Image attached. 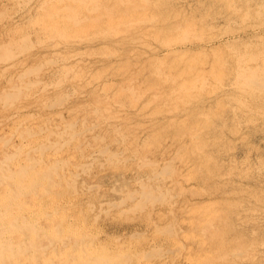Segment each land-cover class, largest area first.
Wrapping results in <instances>:
<instances>
[{
    "label": "rangeland",
    "instance_id": "obj_1",
    "mask_svg": "<svg viewBox=\"0 0 264 264\" xmlns=\"http://www.w3.org/2000/svg\"><path fill=\"white\" fill-rule=\"evenodd\" d=\"M42 8L53 16L43 15ZM73 16L81 17L78 23L71 22ZM260 36H264V0H0V114L11 115L0 119V160L15 151L13 144L24 142L28 148L22 151L24 163L30 156L57 167L39 190L44 208L38 203L39 208L22 213L32 222L42 215L44 235L49 228L60 232V238L42 241L43 257L58 263L53 253L68 251L71 258L83 252L95 260L100 256L97 261L107 258L111 264H264V37ZM251 53L258 58L252 59ZM244 60L249 68L261 70L255 69L262 75L258 81L240 83L244 76L239 67H247ZM31 68L34 74L27 71ZM169 75L173 77L168 79ZM99 98L106 108L97 106ZM10 164L5 166L13 168ZM134 190L147 198L141 197L140 203L141 194ZM149 194L150 199L155 194L160 199L151 202ZM60 216L62 224L57 221Z\"/></svg>",
    "mask_w": 264,
    "mask_h": 264
},
{
    "label": "bare ground",
    "instance_id": "obj_2",
    "mask_svg": "<svg viewBox=\"0 0 264 264\" xmlns=\"http://www.w3.org/2000/svg\"><path fill=\"white\" fill-rule=\"evenodd\" d=\"M42 10H44L43 8H42ZM46 10V11H45ZM45 13L43 14V15H48V16H53L50 12V10H47L46 8H45ZM48 11V12H47ZM67 12H69V10H67ZM56 13V15L57 14H59V12H55ZM61 16V19H64L63 18V15L61 14L60 15ZM79 18H81V17H75V16H73V17H70L69 19L71 20V22L73 23V24H76V23H78V19ZM72 23H70V24H72ZM47 28H48V24H47ZM52 32L54 31V28H52V30H51ZM261 37V36H260ZM259 37V38H260ZM264 37V36H263ZM263 37H261L262 39H263ZM3 38V37H2ZM26 38V37H25ZM260 38V41H262V39ZM254 39V38H253ZM14 40V39H13ZM16 41V40H15ZM24 41H26V39L25 40H23V42ZM22 43V42H21ZM258 43H260V42H258ZM258 43H256V44H258ZM14 44V43H13ZM24 44H26L25 42H24ZM24 44H22V46H24ZM8 45V44H7ZM6 44H5V48H6V46H7ZM27 45V44H26ZM255 44H253V45H250V47L251 46H254ZM259 45V44H258ZM1 46V45H0ZM9 46V45H8ZM12 46V45H11ZM28 46V45H27ZM53 46V45H52ZM58 46V45H57ZM246 46H248V48H249V45H246ZM245 46V47H246ZM261 46V45H260ZM2 47V46H1ZM4 47V46H3ZM26 47V46H25ZM25 47H22V48H25ZM19 48H21L20 46H19ZM22 48H21V50H22ZM28 47H26L25 49H27ZM253 48H255V47H253ZM4 49V48H3ZM171 49V48H170ZM173 49V48H172ZM171 49V50H172ZM175 49V48H174ZM250 49V48H249ZM248 49V50H249ZM264 49V48H263ZM7 50V49H6ZM5 50V51H6ZM17 50H19L20 51V49H18L17 48ZM233 50V49H232ZM253 50V49H252ZM255 50V49H254ZM0 51H2V50H0ZM251 51V50H250ZM257 51V50H256ZM262 51V50H261ZM260 51V52H261ZM3 52V51H2ZM14 52H15V50H14ZM21 53H22V51H20ZM20 52L18 53V55L20 54ZM245 52V51H244ZM244 52H242L244 55H245V53ZM263 52V51H262ZM9 53H12V52H9ZM262 54V53H261ZM9 55V54H8ZM17 55V56H18ZM240 55H242L241 53L239 54V56ZM251 55H252V53H251ZM264 54H262V56H263ZM253 56L254 57H257L258 56V54H256V55H252V59H253ZM261 56V57H262ZM160 57V56H159ZM237 57V56H236ZM241 57V56H240ZM245 57H246V55H245ZM5 58V57H4ZM4 58L2 57V60L1 61H3L4 60ZM10 58V57H9ZM9 58H7V59H9ZM15 58V57H14ZM258 58V57H257ZM263 58V57H262ZM1 59V58H0ZM13 59V58H12ZM11 59V60H12ZM162 59V58H161ZM164 59V58H163ZM191 60H192V58H190ZM236 59H238V58H236ZM240 59V58H239ZM242 59V58H241ZM240 59V60H241ZM250 59H251V57H250ZM251 59V60H252ZM5 60H6V58H5ZM3 61V62H6V61ZM10 60V59H9ZM195 60V59H194ZM254 60H257V59H255L254 58ZM260 60V59H259ZM158 61V60H157ZM193 61V60H192ZM237 61V63L238 64H236V66L237 65H239V62H238V60H236ZM246 60H244L243 62H245ZM12 62V61H11ZM160 62V61H159ZM158 62V63H159ZM191 62V61H190ZM195 62V61H194ZM247 62H249V60L247 61ZM250 62H253V61H250ZM249 62V63H250ZM261 62V61H260ZM7 63V62H6ZM262 63H263V59H262ZM11 64V63H10ZM244 63H242L241 65H243ZM253 64V63H252ZM22 65V64H21ZM161 65V64H160ZM245 66H247L246 65V62H245V64H244ZM243 65V66H244ZM13 66V65H12ZM20 66V65H19ZM10 67H11V65H10ZM248 67V68H247ZM246 68H242L241 66L239 67V70H241V71H239V73H240V75L242 74V77L244 76V79L243 78H239V79H243L240 83H242V84H247V83H250L249 81H252V80H254L255 81V79L258 81L259 79H260V76H262V75H264L263 74V70L261 71L260 69H258V67L257 66H255L256 68H257V70H259V73H260V71H261V74L262 75H260L258 72H257V70H255L256 68H254L253 69V67L252 68H249V65L247 66ZM262 68V67H261ZM26 69V68H25ZM30 70H32V68L31 69H27V71H29L30 72ZM3 71H5V70H3ZM8 71V70H7ZM10 72V71H9ZM16 72V71H15ZM21 72V71H20ZM25 72V71H24ZM23 72V73H24ZM37 72V71H36ZM35 72V73H36ZM32 73L34 74V72H33V70H32ZM10 74V73H9ZM12 74H13V72H12ZM31 73H29V75H30ZM19 75V77H23V76H21L20 75V73L18 74ZM25 75H27L26 73H25ZM32 75V74H31ZM240 75H238V76H240ZM9 76V75H8ZM167 76V75H166ZM170 76L171 75H169V78L168 79H170ZM192 76H194V75H192ZM196 76V75H195ZM204 76V75H203ZM25 77V76H24ZM23 77V78H24ZM33 77V76H32ZM36 77V76H35ZM171 77H173V76H171ZM259 77V78H258ZM16 78L17 79H19L18 78V76H16ZM203 78V77H202ZM205 78V77H204ZM237 78V79H238ZM12 79H13V76H12ZM174 79V78H173ZM238 79V80H239ZM262 79H264V78H262L261 77V80ZM3 80V79H2ZM1 80V81H2ZM24 80H25V78H24ZM5 81V80H4ZM6 81H8V80H6ZM19 81V80H18ZM173 81V80H172ZM176 81V80H175ZM178 81V80H177ZM253 81V82H254ZM256 81V82H257ZM3 82V81H2ZM12 82H14V81H12ZM17 82V81H16ZM20 82V81H19ZM28 82V81H27ZM31 82V81H30ZM33 82V81H32ZM37 82V81H36ZM40 81H38L37 83H39ZM178 82H180V81H178ZM177 82V83H178ZM238 82V81H237ZM260 82V81H259ZM258 82V83H259ZM264 82V81H263ZM263 82L261 81V83H259V84H262L263 85ZM8 83V82H7ZM172 83V82H171ZM15 84V83H14ZM20 84V83H19ZM24 84V83H23ZM28 83H26L25 84V86L27 85ZM34 84V83H33ZM40 84V83H39ZM42 84V83H41ZM257 84V83H256ZM255 84V85H256ZM21 85V84H20ZM18 86V87H21V86ZM31 85H32V83H31ZM30 85V86H31ZM173 85H174V82H173ZM172 85V86H173ZM178 85V84H177ZM181 85H183V84H181ZM252 84H248V87H250ZM254 85V84H253ZM254 85V86H255ZM2 86V85H1ZM7 86V85H6ZM5 86V87H6ZM244 86V85H243ZM253 86V87H254ZM264 86V85H263ZM178 87V86H177ZM246 87V86H245ZM252 87V86H251ZM256 87V86H255ZM258 87H259V85H258ZM261 87V86H260ZM11 88V87H10ZM22 88H24V86L22 87ZM27 88V87H26ZM180 88V87H179ZM178 88V89H179ZM264 88V87H263ZM262 87L261 88H258V89H263ZM2 89H3V86H2ZM13 89V88H12ZM25 89V88H24ZM256 89H257V87H256ZM7 90V89H6ZM20 90V89H19ZM23 90V89H22ZM3 91L4 90H2V93H3ZM23 91H25V90H23ZM22 91V92H23ZM132 91V90H131ZM176 91V90H175ZM174 91V92H175ZM133 92V91H132ZM156 92H158V91H156ZM187 92V91H186ZM26 93V92H25ZM4 94L6 95V93L4 92ZM13 94V93H12ZM186 94V93H185ZM184 94V95H185ZM4 95V96H5ZM7 95H8V93H7ZM17 95H19L18 94V92L16 93V97H17ZM157 95V94H156ZM14 96V95H13ZM20 96H22V95H20ZM27 96V95H26ZM172 96V95H171ZM181 96V95H180ZM6 97V99H7V96H5ZM4 97V98H5ZM188 97V96H187ZM18 98V97H17ZM16 98V99H17ZM21 98H24V97H21ZM174 98V97H173ZM6 99H4V100H6ZM15 99V100H16ZM188 99V98H187ZM3 100V101H4ZM11 100V99H10ZM22 100V99H21ZM176 100V99H175ZM177 100H179V99H177ZM182 100V102H183V99H181ZM12 101V100H11ZM19 101V100H18ZM17 101V102H18ZM2 102V101H1ZM6 102V101H5ZM4 102V103H5ZM15 102V101H14ZM94 102V101H93ZM4 103L2 104V105H4ZM12 103V102H11ZM96 103H97V106L98 107H102V106H105L104 105V102L103 101H101L100 100V98H99V100L97 99L96 100ZM171 103H173V102H171ZM9 104H10V102H9ZM12 105V104H11ZM16 106V105H15ZM1 107V106H0ZM6 107V106H5ZM93 107H95V106H93ZM97 107V108H98ZM16 108H17V106H16ZM105 108H106V106H105ZM105 108H103V109H105ZM11 109V108H10ZM21 109V108H20ZM17 111H19L18 109H17ZM93 111V110H92ZM94 111H97V110H95V108H94ZM105 111V110H104ZM25 112V111H24ZM80 112V111H79ZM103 112V111H102ZM14 113H16V112H14ZM28 113V112H27ZM94 113V112H93ZM24 115H25V113H23ZM33 114V113H32ZM31 114V115H32ZM101 114H103V113H101ZM28 115V114H27ZM107 115V114H106ZM11 115H6V113H2V111H1V114H0V119H9V117H10ZM12 116H13V114H12ZM18 116V115H17ZM19 116H22V115H19ZM26 116V115H25ZM30 116V115H29ZM99 116V115H98ZM17 118H19V117H17ZM77 119H78V117H77ZM13 120H15V119H13ZM19 120V119H18ZM18 120H17V122H18ZM22 120V119H21ZM41 120V119H40ZM73 119L71 118V121H72ZM34 122H35V120H34ZM66 122H68V121H66ZM70 122V121H69ZM73 122V121H72ZM82 122V121H81ZM10 123V122H9ZM15 123V122H14ZM65 123V122H64ZM75 123H76V121H75ZM31 124V123H30ZM7 125V124H6ZM12 125V124H11ZM15 125V124H14ZM33 125V124H32ZM39 125V124H38ZM65 125V124H64ZM68 125V124H67ZM75 125V124H74ZM82 125V124H81ZM4 126V125H3ZM19 126V125H18ZM36 126H37V124H36ZM69 126H70V124H69ZM7 127V126H6ZM16 127H17V125H16ZM25 127V126H24ZM34 127V126H33ZM49 127V126H48ZM72 127H74V126H72ZM77 127V126H76ZM29 128H31V127H29ZM40 128V127H39ZM38 128V129H39ZM60 128V127H59ZM62 128V127H61ZM60 128V129H61ZM92 128V127H91ZM15 129V128H14ZM35 129V128H34ZM43 129H45L44 128V125H43ZM51 129V128H50ZM49 129V130H50ZM84 128H82V130H83ZM203 129V128H202ZM6 130V129H5ZM31 130V129H30ZM52 130H54L53 128H52ZM52 130L50 131V132H52ZM57 130V129H56ZM66 130H68V128H66L65 130H63V131H66ZM71 130H73V128L71 129ZM85 130V129H84ZM83 130V131H84ZM27 131V130H26ZM33 131V130H32ZM37 131H39V130H37ZM80 131V130H79ZM27 137L26 138H28L29 137V131H27ZM32 133V132H31ZM49 133V132H48ZM3 134V133H2ZM23 134V133H22ZM61 134V133H60ZM1 135V134H0ZM9 136V135H8ZM46 136V135H45ZM74 136V135H73ZM120 136V135H119ZM198 136V135H197ZM21 137V136H20ZM20 137H19V139H20ZM33 137V136H32ZM53 137V136H52ZM7 138V137H6ZM5 138V139H6ZM55 138V137H54ZM54 138H53V140H54ZM195 138V137H194ZM3 139V138H2ZM10 139V138H9ZM14 139H15V137H14ZM40 139V138H39ZM43 139H45V137L43 136ZM57 139H58V137H57ZM60 139V138H59ZM69 139H71V137L69 136ZM17 140V139H16ZM61 140V139H60ZM117 139H115V141L114 142H117L116 141ZM20 141V140H19ZM101 141V140H100ZM39 142V141H38ZM48 142V141H47ZM64 142H66V141H64ZM6 143H7V140H6ZM6 143L4 144V145H6ZM19 143V142H18ZM40 143V142H39ZM49 143V142H48ZM47 143V144H48ZM67 143V142H66ZM100 143V142H99ZM104 143V142H103ZM27 144V143H26ZM54 144V143H53ZM60 144H62V143H60ZM59 144V145H60ZM65 144V143H64ZM64 144H62V145H64ZM67 144H69V143H67ZM102 145V144H101ZM104 145H106V144H104ZM112 145V144H111ZM43 146V145H42ZM41 146V148L42 149H37V151H39V153H41L42 151H43V147ZM49 146V145H48ZM107 146V145H106ZM117 146V145H116ZM3 147V146H2ZM108 147V146H107ZM107 147H105V148H107ZM13 148L15 149V151L14 152H12V154H5L4 156H3V158L5 159V161L3 162L2 161V159L0 160V264H39V263H41V264H91V263H93V264H111V262L110 261H108V259L107 258H100L101 260H99V261H97L98 259H99V257L95 260L94 258H90V257H87L83 252H77L76 254H77V256H75V257H69V255L66 253V252H68V251H66V252H64V253H53V255H54V258H56L57 259V261H59L58 263L56 262V263H54L53 262V260L52 259H48L47 257H46V255H44L45 257H43L41 254L43 253V251H44V249L45 248H43L44 247V245L42 244V241H44V239H46V240H48L49 241V237H50V239L52 238V239H54V240H56V239H58V238H60V232L57 230V227H56V229H51V228H49L47 231H46V235H44V234H42V231H43V226H42V224H41V218L43 217L42 215H40V218H37L38 219V221H34L33 220V222L32 221H30L31 220V218L29 217H26V216H24L25 214L23 213V212H27V214L28 213H30V211H33L34 209H36V208H39L38 207V203L39 202H41L42 201V199H43V194L39 191L40 189H41V186L43 185L42 183H44V181H45V179L47 180V178H49L50 176H49V172L51 173V170L53 171V169L55 170L56 168H54L53 166H51V165H48L49 163H44V161H41L40 159H37V160H35L34 158H32V157H30V156H27V155H25V156H27L26 158H25V163H24V161H22V158H21V156L23 155L22 153V151H25V150H27V149H25L26 148V145H25V143L23 142V143H19V144H17L16 143V145L15 144H13ZM47 148V147H46ZM51 148H53V147H51ZM50 148V149H51ZM103 148V147H102ZM10 149V148H9ZM48 149V148H47ZM111 149V148H110ZM4 150H6V149H4ZM52 150H54V149H52ZM51 150V151H52ZM58 150V149H57ZM64 150V149H63ZM106 150V149H105ZM104 150V151H105ZM98 151H100V150H98ZM109 151V150H108ZM4 152V151H3ZM8 152V151H7ZM102 152V151H101ZM107 152V151H106ZM47 153V152H46ZM56 153V152H55ZM109 153V152H108ZM25 154V153H24ZM112 154V153H111ZM111 154H109L108 155V158L111 156ZM90 155V154H89ZM114 155V154H113ZM58 157V156H57ZM63 157V156H62ZM66 157V156H65ZM100 157V156H99ZM53 157H51V159H52ZM64 158V157H63ZM87 158V157H86ZM93 158V157H92ZM50 159V160H51ZM54 159V158H53ZM52 159V160H53ZM94 159V158H93ZM141 159H143V158H141ZM65 160V159H64ZM107 160H109V159H107ZM122 160H123V158H122ZM121 160V161H122ZM147 160V159H146ZM47 162H48V160H46ZM60 161V160H59ZM124 161V160H123ZM170 160H168V162H169ZM8 162H10L12 165H14V167L13 168H7V166H5V163L7 164ZM23 162V163H22ZM68 162V161H67ZM78 162V161H77ZM81 162H82V160H81ZM140 162V161H139ZM142 162H144V161H142ZM142 162H141V164H142ZM166 162V161H165ZM51 163H53V161H51ZM58 162H56V164H57ZM64 163V162H63ZM62 163V164H63ZM71 163H72V161H71ZM92 163V162H91ZM10 164V165H11ZM66 164V163H65ZM64 164V165H65ZM70 164V163H69ZM89 164V163H88ZM140 164V166H142ZM146 164V163H145ZM149 164V163H148ZM155 164H157L156 162H155ZM154 164V165H155ZM170 164V163H169ZM71 165V164H70ZM73 165H75V164H73ZM91 165V164H90ZM150 165H151V163H150ZM61 166V165H60ZM66 166V165H65ZM82 166V165H81ZM81 166H78V167H81ZM83 166H84V164H83ZM155 166H157V165H155ZM167 166H168V164H167ZM68 167V166H67ZM75 167V166H74ZM73 167V168H74ZM77 167V166H76ZM77 167V168H78ZM88 167H90V166H88ZM61 169H62V167H60ZM65 168V167H64ZM84 168H85V166H84ZM163 167H161L160 168V170L162 169ZM66 169L67 168H65V171H66ZM86 169V168H85ZM50 170V171H49ZM70 170V169H69ZM68 170V171H69ZM72 170V169H71ZM70 170V171H71ZM75 170V169H74ZM84 170V169H83ZM83 170L81 171V172H83ZM87 170H88V168H87ZM86 170V171H87ZM159 170V171H160ZM164 170V169H163ZM163 170H161L162 172H163ZM168 171H169V169H167ZM67 171V172H68ZM77 171V170H76ZM158 171V172H159ZM78 173H79V171H77ZM70 173V172H69ZM75 173V172H74ZM169 173H170V171H169ZM72 174V173H71ZM163 174H164V172H163ZM53 175V174H52ZM68 175V174H67ZM70 175V174H69ZM166 176L168 175V173H166L165 174ZM53 176H55V175H53ZM52 176V177H53ZM87 176H89V175H87ZM163 177H164V175H162ZM83 177V176H82ZM63 178V177H62ZM68 178V177H67ZM73 178H74V176H73ZM77 178V177H76ZM85 178H86V176H85ZM88 178V177H87ZM86 178V179H87ZM91 178V177H90ZM156 178V177H155ZM80 179V178H79ZM82 179V178H81ZM55 180V179H54ZM60 180V179H59ZM58 180V181H59ZM85 180V179H84ZM89 180H91V179H89ZM48 181V180H47ZM49 181H51V180H49ZM64 181V180H63ZM63 181H62V183H63ZM73 181V180H72ZM79 181V180H78ZM77 181V182H78ZM88 181V180H87ZM66 182V181H65ZM64 182V183H65ZM75 182V181H74ZM73 182V183H74ZM90 182H92V181H90ZM68 183V182H67ZM83 183V182H82ZM81 183V184H82ZM94 183V182H93ZM68 184H70V183H68ZM85 185H86V183H84ZM92 184V183H91ZM144 184V183H143ZM57 185V184H56ZM66 185V184H65ZM64 185V186H65ZM73 185V184H72ZM80 185V184H79ZM90 185V184H89ZM98 185H99V183H98ZM44 186V185H43ZM66 186H68V185H66ZM81 186V185H80ZM93 186V185H92ZM96 186V185H95ZM159 186V185H158ZM158 186H156V187H158ZM54 187H55V185H54ZM90 187H91V185H90ZM151 187V186H150ZM160 187V186H159ZM48 188H50V187H48ZM63 188V187H62ZM65 188V187H64ZM64 188H63V190H64ZM73 188H74V190H73V193H75L74 191H75V187H74V185H73ZM72 188V189H73ZM78 188V187H77ZM83 188V187H82ZM85 188H86V186H85ZM89 188V187H88ZM88 188H86V189H88ZM101 188H102V186H101ZM146 188V187H145ZM44 189V188H43ZM70 189H71V187H70ZM142 189H144V188H142ZM147 189V188H146ZM145 189V190H146ZM158 189V188H157ZM51 190V189H50ZM65 190H66V188H65ZM67 190H68V187H67ZM80 190V189H79ZM94 190V189H93ZM145 190H143L144 191V193L145 194H147L148 192L150 193L151 192V190H152V188L150 189L149 188V191L148 190H146V191H148V192H145ZM154 190V189H153ZM152 190V191H153ZM52 191H53V189H52ZM59 191H60V188H59ZM78 191V190H77ZM81 191V190H80ZM92 191V190H91ZM98 191V190H97ZM134 191H136V190H134ZM133 191V192H134ZM61 192V191H60ZM65 192V191H64ZM67 192V191H66ZM69 192H71L70 190H69ZM87 192H88V190H87ZM96 192V191H95ZM106 191H104V193H105ZM132 192V191H131ZM130 192V193H131ZM137 193H135L136 195H139V194H141L142 192L140 191V193L138 194V191H136ZM157 192V191H156ZM155 192V193H156ZM45 193H47V192H45ZM51 193V192H50ZM62 193V192H61ZM72 193V192H71ZM73 193L71 194V195H73ZM82 193H84V191L82 192ZM90 193V192H89ZM93 193V192H92ZM98 193H100V192H98ZM103 193V194H104ZM124 193V192H123ZM126 193V192H125ZM153 193H154V191H153ZM159 193V192H158ZM161 193H163L162 191L159 193L160 195H161ZM70 194V193H69ZM106 194V193H105ZM108 194V193H107ZM47 195V194H46ZM60 194H58L57 195V198H58V196H59ZM63 195V194H62ZM64 195H65V193H64ZM123 195H125V194H123ZM127 196H128V193L126 194ZM125 195V196H126ZM131 194H129V196H130ZM135 195V196H136ZM166 195V194H165ZM86 196V195H85ZM96 196V195H95ZM102 196V195H101ZM108 196V195H107ZM134 196V197H135ZM146 195H144V196H142V194H141V196H140V198H139V200L138 201H140V199H141V197H145ZM153 196V195H152ZM152 196H151V194H149L148 195V199L149 200H151V202H152V200H154L156 197H158L156 194L154 195V197H153V199H150V197L152 198ZM162 196H164V194H162ZM56 197V196H55ZM59 197H62V196H59ZM67 197V196H66ZM161 197V196H160ZM168 197V196H167ZM21 198V199H20ZM85 198V197H84ZM87 198H90V197H87ZM95 198V197H94ZM101 198V197H100ZM147 198V196L144 198V199H146ZM163 198V200L164 199H166L165 197H162ZM102 199V198H101ZM124 199H126V198H124L123 197V200ZM128 199V198H127ZM135 199V198H134ZM156 199H160V198H156ZM21 200V201H20ZM58 200V199H57ZM65 200V199H64ZM80 200H81V198H80ZM87 200V199H86ZM129 200V199H128ZM131 200H133V195L131 196ZM66 201H67V199H66ZM126 201V200H125ZM137 201V202H138ZM156 201V200H155ZM166 201H167V199H166ZM166 201H164V202H166ZM70 202V201H69ZM121 202H123V201H121ZM142 202H144V201H142ZM150 202V203H151ZM161 202V201H160ZM163 202V203H164ZM58 203V202H57ZM67 203V202H66ZM71 203V202H70ZM76 203V202H75ZM118 203H120V202H118ZM139 203V202H138ZM140 203H141V201H140ZM139 203V204H140ZM149 203V204H150ZM65 204V203H64ZM68 204V203H67ZM93 204V203H92ZM122 204V203H121ZM137 203L135 202V206L134 207H138V205H136ZM152 204V203H151ZM150 204V205H151ZM153 204H154V202H153ZM39 205H40V207H41V204L39 203ZM56 205V204H55ZM81 205H82V209L84 208L83 207V204L81 203ZM88 205V204H87ZM86 205V206H87ZM97 205V204H96ZM106 205V204H105ZM112 205V204H111ZM110 205V206H111ZM115 205V204H114ZM114 205H112V208L113 207H115ZM118 205V204H117ZM116 205V206H117ZM142 205V204H141ZM145 205V204H144ZM143 205V206H144ZM54 206V205H53ZM80 206V205H79ZM92 206V205H91ZM60 207H61V205H60ZM67 207V206H66ZM69 207V206H68ZM70 207H71V205H70ZM74 207V206H73ZM77 207H78V205H77ZM88 207V206H87ZM90 207V206H89ZM99 208H100V206H98ZM103 207V206H102ZM119 207V206H118ZM124 207V206H123ZM170 207V206H169ZM211 207V206H210ZM209 207V208H210ZM42 208V207H41ZM44 208V207H43ZM42 208V209H43ZM75 208V207H74ZM80 208V207H79ZM92 208V207H91ZM116 208V207H115ZM114 208V210H116ZM171 208V207H170ZM169 208V209H170ZM55 209V208H54ZM85 209V208H84ZM45 210V209H44ZM64 210V209H63ZM81 210V209H80ZM79 210V211H80ZM95 211H97L96 209H94ZM130 210V209H129ZM52 211V210H51ZM92 211V210H91ZM101 211V210H100ZM104 211V210H103ZM118 211V210H117ZM126 211V210H125ZM133 211V210H132ZM131 210H130V213L132 212ZM135 211V210H134ZM39 212V211H38ZM75 212V211H74ZM82 212V211H81ZM80 212V213H81ZM87 212V211H86ZM85 212V214L87 215V213ZM89 212V211H88ZM98 212V211H97ZM121 212H124V210L123 211H121ZM136 212V211H135ZM208 212V211H207ZM206 212V213H207ZM24 215H23V214ZM47 214V213H43V211L42 212H39L38 214ZM66 213V212H65ZM78 213V212H77ZM103 213V212H102ZM134 213V212H133ZM35 214H36V212H35ZM35 214H34V217H35ZM37 214V215H38ZM56 214V213H55ZM79 214V213H78ZM32 215V214H31ZM70 215H71V213H70ZM99 215V214H98ZM33 216V215H32ZM82 216V215H81ZM87 216H89V215H87ZM93 216V215H92ZM205 216V215H204ZM20 217H22V219H20ZM46 217V216H45ZM55 217V216H54ZM65 217V216H64ZM102 217V216H101ZM210 217H214V216H212V214H211V216ZM66 218V217H65ZM64 218V219H65ZM88 218V217H87ZM91 218V217H90ZM95 218V220H96V216L94 217ZM204 218H206V220H207V216H205ZM44 220V219H43ZM51 220V219H50ZM66 220V219H65ZM82 220V219H81ZM81 220H80V222H81ZM95 220H94V223H95ZM57 221H58V224H62V221H63V217L62 216H60V217H58V219H57ZM69 221V220H68ZM89 220L87 219V222H88ZM194 221V220H193ZM196 221V220H195ZM208 221V220H207ZM49 222H51V221H49V219L47 220V225H48V227L50 226L49 225ZM65 222V221H64ZM99 222V221H98ZM97 222V223H98ZM102 222H103V220H102ZM189 222H191V220L189 221ZM206 222V221H205ZM197 223V222H196ZM68 224V223H67ZM70 224V223H69ZM72 224V223H71ZM70 224V225H71ZM86 224V223H85ZM92 224V223H91ZM175 224V223H174ZM200 224V223H199ZM87 225V224H86ZM89 225V224H88ZM100 225V224H99ZM173 225V224H172ZM189 225V224H188ZM195 225V224H194ZM198 225V224H197ZM201 225V224H200ZM79 226V225H78ZM82 226V225H81ZM84 226V225H83ZM92 226V225H91ZM190 226V225H189ZM193 225L191 224V227H192ZM196 226V225H195ZM203 226V225H202ZM60 227V226H59ZM69 227V226H68ZM170 228H171V226H169ZM174 227V226H173ZM55 228V227H54ZM169 228V229H170ZM95 229V228H94ZM98 229V228H97ZM172 229V228H171ZM174 229V228H173ZM64 230H66V229H64ZM69 230V229H68ZM88 230V229H87ZM104 230V229H103ZM153 230V229H152ZM155 230V229H154ZM157 230V229H156ZM175 230V229H174ZM174 230H173V232H174ZM70 231V230H69ZM98 231V230H97ZM100 231V230H99ZM159 232H160V230H158ZM170 231H172V230H170ZM45 232V231H44ZM83 232V231H82ZM109 232V231H108ZM155 232V231H154ZM154 232H152V233H154ZM157 232V231H156ZM155 232V233H156ZM172 232V233H173ZM95 233H97L96 231H95ZM103 233H105V232H103ZM154 233V234H155ZM158 233V232H157ZM161 233V232H160ZM163 233V232H162ZM161 233V234H162ZM68 234H70V233H68ZM90 234V233H89ZM91 234H92V232H91ZM99 234V233H98ZM159 234V233H158ZM41 235H44V236H41ZM62 235V234H61ZM96 235V234H95ZM107 235V234H106ZM109 235V234H108ZM113 235V234H112ZM150 235V234H149ZM152 235V234H151ZM151 235H150V237H151ZM164 235V234H163ZM168 235V234H167ZM76 236H78V235H76ZM75 236V237H76ZM97 236H99V235H97ZM134 236V235H133ZM138 236V235H137ZM142 236V235H141ZM155 236V235H154ZM162 236V235H161ZM165 237H166V235H164ZM163 236V237H164ZM72 237H74V236H72ZM71 237V238H72ZM88 237V236H87ZM114 237V236H113ZM128 237V236H127ZM133 238L132 237V235L131 236H129V238ZM140 237V236H139ZM164 237V238H165ZM170 237V235H168L167 236V238H169ZM66 238V237H65ZM77 238V237H76ZM104 238H106V237H104ZM103 238V239H104ZM111 238V237H110ZM138 238V237H137ZM142 238V237H141ZM149 238V237H148ZM159 238V237H158ZM166 238V239H167ZM73 239V238H72ZM107 239H109V236L107 237ZM112 239H114V238H112ZM119 239V238H118ZM118 239H117V242H118ZM147 239V238H146ZM150 239V238H149ZM154 239V238H153ZM61 240V239H60ZM98 240V239H97ZM121 240V239H120ZM158 240L159 239H157V242H156V246H157V244H158ZM162 240H164V239H162ZM100 241V240H99ZM134 241H136L137 242V240H134ZM151 241H152V237H151ZM150 241V242H151ZM155 241V240H154ZM154 241L152 242V243H154ZM165 241V240H164ZM70 242V241H69ZM88 242V241H87ZM133 242V241H132ZM161 242V241H160ZM166 242V241H165ZM174 242V241H173ZM196 241H194V243H195ZM85 243V242H84ZM89 243H90V241H89ZM100 243V242H99ZM99 243L97 244V245H99ZM142 243V242H141ZM141 243H139V245L141 246L142 244ZM144 243V242H143ZM164 243V242H163ZM169 243V242H168ZM216 243V242H215ZM96 244V243H95ZM126 244H127V242L124 244L125 246H126ZM136 244V243H135ZM150 244V243H149ZM148 244V245H149ZM176 244V243H175ZM174 244V245H175ZM197 244H199V243H197ZM211 244V243H210ZM214 244V243H213ZM68 245V244H67ZM76 245V244H75ZM75 245H73V246H75ZM131 245V244H130ZM145 245V244H144ZM144 245H143V247H144ZM147 245V244H146ZM145 245V246H146ZM160 245V244H159ZM162 245V244H161ZM173 245V246H174ZM178 245V244H177ZM193 245V244H192ZM195 245V244H194ZM193 245V246H194ZM201 245H203V244H201ZM113 246V245H112ZM136 246V245H135ZM139 246V247H140ZM163 246H165V245H163ZM179 246V245H178ZM186 246V245H185ZM197 246V245H196ZM209 246V245H208ZM79 247H81V246H79ZM84 247V246H83ZM88 247V246H87ZM90 247V246H89ZM92 247V246H91ZM101 247V246H100ZM99 247V248H100ZM130 247V246H129ZM154 247V246H153ZM153 247H151V248H153ZM162 247V246H161ZM180 248L182 247V249H184L185 247L184 246H179ZM184 247V248H183ZM192 247V246H191ZM205 247H207L206 245H205ZM86 248V247H85ZM96 248V247H95ZM105 248H107V247H105ZM104 248V249H105ZM137 248V247H136ZM157 248V247H156ZM155 248V249H156ZM170 248V247H169ZM187 248V247H186ZM188 248H190V247H188ZM196 248V247H195ZM200 248V247H199ZM203 248V247H202ZM124 249H126L125 247H124ZM128 249V248H127ZM130 249H131V247H130ZM134 249V248H133ZM140 249H141V247H140ZM149 249V248H148ZM171 249V248H170ZM192 249V248H191ZM194 249V248H193ZM53 250V249H52ZM62 250V249H61ZM71 250V249H70ZM75 250V249H74ZM101 250V249H100ZM103 250V249H102ZM114 250V249H113ZM136 250V249H135ZM154 252H152V253H155V254H157L156 252V250H154V249H152ZM157 250H159V248H157ZM166 250V249H165ZM175 250H178V249H175ZM202 250H204V248L202 249ZM65 251V250H64ZM97 251H98V249H97ZM131 251V250H130ZM129 251V252H130ZM138 251V250H137ZM148 251V250H147ZM151 251V250H150ZM156 251V252H155ZM161 251V248H160V250H159V252ZM169 252H171L172 253V250L170 251V250H168ZM182 251V250H181ZM187 251V250H186ZM189 251H190V249H189ZM194 251V250H193ZM192 251V252H193ZM222 251V250H221ZM220 251V252H221ZM53 251H51V253H52ZM70 252V251H69ZM95 252V251H94ZM101 252V251H100ZM100 252H99V254H100ZM109 252V251H108ZM119 252H121V251H119ZM133 252V251H132ZM131 252V253H132ZM142 252V251H141ZM163 252H165V251H163ZM196 252H197V250H196ZM201 252V251H200ZM208 252H210V250L208 251ZM88 253H92V252H88ZM96 253V252H95ZM94 253V254H95ZM104 254L106 253V251L104 250V252H103ZM122 253V252H121ZM120 253V254H121ZM133 253H135V252H133ZM140 253V252H139ZM145 253V252H144ZM143 253V254H144ZM152 253H150V255H152ZM170 253V254H171ZM183 253V252H182ZM204 253V252H203ZM215 253V252H214ZM232 253V252H231ZM235 253V252H234ZM232 254V256H236V254ZM47 254V253H46ZM49 254V253H48ZM102 254V253H101ZM117 254V253H116ZM130 254V253H129ZM137 254H138V252H137ZM141 255H142V253H140ZM146 254V253H145ZM144 254V255H145ZM180 254V253H179ZM178 254V255H179ZM72 255V254H71ZM75 255V254H74ZM96 256H97V253L95 254ZM109 255V254H108ZM114 255V254H113ZM122 255V254H121ZM124 255V254H123ZM148 255V254H147ZM149 255V257H151ZM199 255V254H198ZM200 255H202V254H200ZM206 256H207V254H205ZM217 255V254H216ZM89 256H91V255H89ZM92 256H94V255H92ZM131 256V255H130ZM135 256V255H134ZM168 256H170V255H168ZM180 256H182V255H180ZM231 256V255H230ZM50 257H51V255H50ZM104 257V256H103ZM111 257V256H110ZM128 257V256H127ZM137 257V256H136ZM141 257H143L142 259H144V258H146V257H148V256H141ZM190 257H191V255H190ZM205 257V256H204ZM215 257V256H214ZM122 258V257H121ZM120 258V259H121ZM130 258H133V255H132V257H130ZM157 258V257H156ZM155 258V259H156ZM167 258V257H166ZM170 258V257H169ZM173 258V257H172ZM178 258H181V257H178ZM213 258V257H212ZM220 258V257H219ZM55 259V260H56ZM118 259H119V257H118ZM140 259V261H141V258H139ZM147 259V258H146ZM171 259V258H170ZM175 259V258H174ZM183 259H185V257L183 258ZM201 259H204V258H201ZM206 259V258H205ZM113 260V259H112ZM123 260V259H122ZM122 260H120V261H122ZM131 260V259H130ZM130 260H129V262H130ZM138 260V259H137ZM154 260V259H153ZM152 260V261H153ZM166 260V259H165ZM176 260V259H175ZM174 260V261H175ZM179 260V259H178ZM188 260V259H187ZM97 261V262H96ZM114 261V260H113ZM119 261V260H118ZM132 261H133V259H132ZM144 261V260H143ZM147 261H149V258L147 259ZM159 261V260H158ZM168 261V260H167ZM184 261V260H183ZM200 261H202V260H200ZM205 261H207V259L205 260ZM89 262V263H88ZM91 262V263H90ZM95 262V263H94ZM145 262V261H144ZM156 262V261H155ZM162 262V261H161ZM187 262V261H186ZM188 262H189V260H188ZM187 262V263H188ZM199 262V261H198ZM123 263V261L121 262V264ZM132 263V262H131ZM130 263V264H131ZM139 263V262H138ZM146 263V262H145ZM178 263V262H177ZM176 263V264H177ZM200 263V262H199ZM199 263H197V264H199ZM119 264V263H118ZM149 264V263H148ZM152 264V263H151ZM156 264V263H155ZM160 264V263H159ZM182 264V263H181ZM201 264V263H200ZM229 264V263H228ZM231 264V263H230Z\"/></svg>",
    "mask_w": 264,
    "mask_h": 264
}]
</instances>
